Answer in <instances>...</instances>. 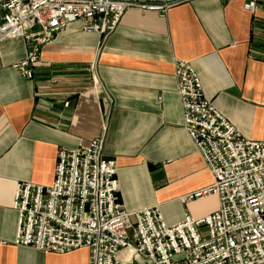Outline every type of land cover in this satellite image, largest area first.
<instances>
[{
  "label": "crops",
  "instance_id": "1",
  "mask_svg": "<svg viewBox=\"0 0 264 264\" xmlns=\"http://www.w3.org/2000/svg\"><path fill=\"white\" fill-rule=\"evenodd\" d=\"M193 0L165 13L130 9L104 39L70 23L42 48L31 79L13 65L22 39L0 43V264H89L15 245V189L51 187L60 148L99 138L116 166L128 212L158 208L167 225L218 209L186 195L213 178L183 129L175 63L196 72L203 95L249 141L264 142V0ZM198 202V203H195Z\"/></svg>",
  "mask_w": 264,
  "mask_h": 264
},
{
  "label": "built area",
  "instance_id": "2",
  "mask_svg": "<svg viewBox=\"0 0 264 264\" xmlns=\"http://www.w3.org/2000/svg\"><path fill=\"white\" fill-rule=\"evenodd\" d=\"M191 1L0 0V43L25 42L13 68L31 79L42 48L70 23L106 39L130 9L165 13ZM246 1L254 11L258 0ZM190 66L175 63L183 129L214 184L181 202L215 196V213L167 225L158 208L125 210L116 197V164L104 158V126L99 138L58 150L51 187L16 186L15 245L57 255L87 249L89 264H264V142L244 138L205 99Z\"/></svg>",
  "mask_w": 264,
  "mask_h": 264
},
{
  "label": "rangeland",
  "instance_id": "3",
  "mask_svg": "<svg viewBox=\"0 0 264 264\" xmlns=\"http://www.w3.org/2000/svg\"><path fill=\"white\" fill-rule=\"evenodd\" d=\"M217 199L215 196H209L202 200V203L205 205L206 210L212 209L217 204ZM198 203V202H195Z\"/></svg>",
  "mask_w": 264,
  "mask_h": 264
}]
</instances>
